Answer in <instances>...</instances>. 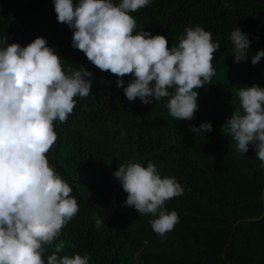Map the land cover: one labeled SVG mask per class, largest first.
<instances>
[{
    "label": "trees",
    "instance_id": "obj_1",
    "mask_svg": "<svg viewBox=\"0 0 264 264\" xmlns=\"http://www.w3.org/2000/svg\"><path fill=\"white\" fill-rule=\"evenodd\" d=\"M130 15L137 22L134 34L163 35L169 47L197 25L220 43L212 62L216 75L197 89L192 120L171 117L168 97L148 105L139 98L130 102L117 76L72 47L74 30L58 22L53 0H0V47L6 40L25 47L43 37L65 69L93 74L89 96L75 98L66 123L54 122L58 140L47 156L72 188L79 212L52 250L63 241L61 255H87L89 264H264V168L252 146L241 154L222 129L240 107L239 88H264V58L251 63L264 50V0H150ZM236 28L251 41L249 58L240 63L230 40ZM133 78L123 77L125 87ZM203 122L212 124L211 132L189 130ZM149 161L184 189L164 205L178 213L179 223L163 237L151 228L156 217L124 206L127 194L113 175L120 164L147 167ZM94 217L104 220L99 228Z\"/></svg>",
    "mask_w": 264,
    "mask_h": 264
},
{
    "label": "clouds",
    "instance_id": "obj_2",
    "mask_svg": "<svg viewBox=\"0 0 264 264\" xmlns=\"http://www.w3.org/2000/svg\"><path fill=\"white\" fill-rule=\"evenodd\" d=\"M58 22L73 29L72 47L92 65L118 77L126 98L145 104L168 97L167 108L176 120L190 121L198 110L200 88L216 75L215 54L221 48L210 31L187 27L179 43L169 47L163 35L153 36L137 26L130 13L150 0H53ZM235 62L247 61L251 41L239 28L231 32ZM0 47V264H89L90 257L61 255L65 243L52 250L64 227L79 212L72 188L50 164L47 154L58 140L55 121L66 123L76 97L91 93L93 75L84 68L65 69L63 60L43 37L25 47ZM264 50L252 55L257 65ZM133 76L125 87L123 77ZM240 107L222 125L237 151L252 146L264 168V88L241 87ZM212 131L210 122L189 129ZM127 194L125 207L151 214L152 230L165 236L179 223L178 213L164 209L167 201L183 195L174 178H162L153 161L120 164L113 173ZM99 228L104 220L94 217Z\"/></svg>",
    "mask_w": 264,
    "mask_h": 264
}]
</instances>
